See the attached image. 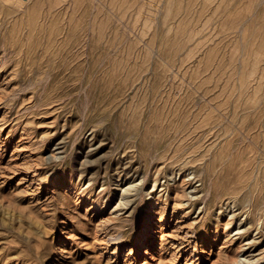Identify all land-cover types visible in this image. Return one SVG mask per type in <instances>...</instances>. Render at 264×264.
Segmentation results:
<instances>
[{
  "label": "rangeland",
  "instance_id": "rangeland-1",
  "mask_svg": "<svg viewBox=\"0 0 264 264\" xmlns=\"http://www.w3.org/2000/svg\"><path fill=\"white\" fill-rule=\"evenodd\" d=\"M0 264H264V0H0Z\"/></svg>",
  "mask_w": 264,
  "mask_h": 264
},
{
  "label": "bare ground",
  "instance_id": "bare-ground-1",
  "mask_svg": "<svg viewBox=\"0 0 264 264\" xmlns=\"http://www.w3.org/2000/svg\"><path fill=\"white\" fill-rule=\"evenodd\" d=\"M114 239V238H113ZM111 242H112V240H111Z\"/></svg>",
  "mask_w": 264,
  "mask_h": 264
}]
</instances>
